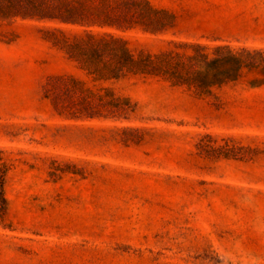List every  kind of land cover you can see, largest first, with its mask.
<instances>
[{"label": "rangeland", "instance_id": "obj_1", "mask_svg": "<svg viewBox=\"0 0 264 264\" xmlns=\"http://www.w3.org/2000/svg\"><path fill=\"white\" fill-rule=\"evenodd\" d=\"M0 264H264V0H0Z\"/></svg>", "mask_w": 264, "mask_h": 264}]
</instances>
